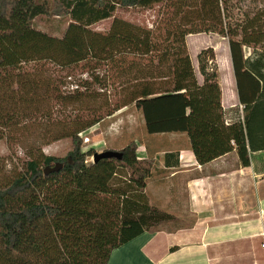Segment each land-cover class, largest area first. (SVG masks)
<instances>
[{
	"label": "trees",
	"instance_id": "1",
	"mask_svg": "<svg viewBox=\"0 0 264 264\" xmlns=\"http://www.w3.org/2000/svg\"><path fill=\"white\" fill-rule=\"evenodd\" d=\"M151 6L154 28L114 17ZM41 16L67 17L63 36L38 30ZM111 18L110 29L92 28ZM197 34L228 40L242 106L230 124L211 48L198 55V81L187 44ZM79 69L88 76L77 83ZM131 105L148 135H185L200 165L236 149L249 166L264 150V0H0V140L31 149L20 168L0 172V264H108L172 218L148 202L156 159H140L135 141L122 159L86 164L96 152L83 151V133ZM62 140L72 142L67 158L44 154ZM176 156L165 153V167Z\"/></svg>",
	"mask_w": 264,
	"mask_h": 264
},
{
	"label": "crops",
	"instance_id": "2",
	"mask_svg": "<svg viewBox=\"0 0 264 264\" xmlns=\"http://www.w3.org/2000/svg\"><path fill=\"white\" fill-rule=\"evenodd\" d=\"M197 78L202 84L203 77ZM220 87L230 124L238 118L230 116V110L242 115V106L235 81L226 90L221 82ZM186 140L155 154L161 159V173L169 171V177L162 176L156 184L169 193L150 200L149 185L145 190L149 204L172 218L115 249L108 264H264V150L250 154L249 166L241 165L236 149L200 165ZM167 152L177 153L176 166L165 167ZM137 154L146 159L147 147H139Z\"/></svg>",
	"mask_w": 264,
	"mask_h": 264
},
{
	"label": "rangeland",
	"instance_id": "3",
	"mask_svg": "<svg viewBox=\"0 0 264 264\" xmlns=\"http://www.w3.org/2000/svg\"><path fill=\"white\" fill-rule=\"evenodd\" d=\"M48 1L53 5L54 0ZM158 12L159 6H151L148 8L134 7L118 9L115 12L114 17L131 23L146 25L149 28H154L156 25L155 22L158 20ZM68 21L69 19L63 16H41L35 20L34 25L38 30L62 37L69 25ZM112 21L113 18L99 22L92 28L97 31L108 30L111 27ZM187 44L195 72L199 77L201 76V73L199 69L198 55L203 50L211 48L214 52V59L209 61L210 70H214V72L219 70V76L221 77H219V80L225 90L227 87L233 85L235 80L233 72L231 73L232 64L229 44L226 38L217 34L190 35L187 37ZM46 70L47 74L53 76L61 75V72L56 74L53 73V71L51 72L52 68L49 66ZM82 73V69L76 71V78L74 77L72 80H75L78 83L80 80L87 78L88 75ZM67 82L72 81L68 79ZM74 83L75 82L69 83L70 85L68 87L71 89V84L76 85ZM82 138V149L84 152H87L92 148L96 153L104 152L106 149L119 152L133 141H135L141 149L142 146H146L148 157L156 158L152 178L148 181L149 189L147 190V193L150 200L163 198V194L169 193V188L163 187L162 190L159 189V185L156 184L162 176L163 178L169 177V171H164L163 174L161 173V159L159 156H155V154L165 150L168 144L185 145L187 142L186 137L181 135H148L144 127L142 113L134 105L125 107L114 113L112 116L107 117L104 121L84 132ZM86 138L89 139L88 143L85 141ZM71 150L72 142L70 140H62L43 146L44 154L60 159L67 158ZM29 152H31V149L26 146L23 147V145L16 144L15 146L10 147L6 140H0V172L3 171L4 175L9 176L15 168H20L19 166H21L27 159ZM121 174L126 177L124 172H121ZM0 176L2 175L0 174ZM166 185L170 186V183L167 181ZM161 190L163 192H161ZM181 195H184L183 190L181 191Z\"/></svg>",
	"mask_w": 264,
	"mask_h": 264
},
{
	"label": "water",
	"instance_id": "4",
	"mask_svg": "<svg viewBox=\"0 0 264 264\" xmlns=\"http://www.w3.org/2000/svg\"><path fill=\"white\" fill-rule=\"evenodd\" d=\"M111 158L122 159V153L111 150L104 151L101 153H95L93 156L87 157L86 164L87 166H91L92 164L97 163L100 159H111ZM62 167H63L62 163H56L54 167H46L44 172L46 175H48L53 172H58L59 170H61Z\"/></svg>",
	"mask_w": 264,
	"mask_h": 264
},
{
	"label": "built area",
	"instance_id": "5",
	"mask_svg": "<svg viewBox=\"0 0 264 264\" xmlns=\"http://www.w3.org/2000/svg\"><path fill=\"white\" fill-rule=\"evenodd\" d=\"M87 143L89 142V139L88 138H86V140H85Z\"/></svg>",
	"mask_w": 264,
	"mask_h": 264
}]
</instances>
